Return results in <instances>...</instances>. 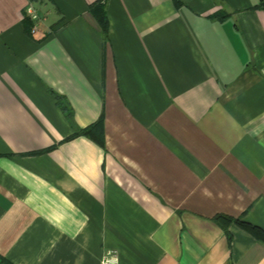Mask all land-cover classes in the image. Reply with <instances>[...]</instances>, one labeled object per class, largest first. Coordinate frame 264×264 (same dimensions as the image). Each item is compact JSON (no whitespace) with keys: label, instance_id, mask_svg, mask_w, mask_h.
I'll list each match as a JSON object with an SVG mask.
<instances>
[{"label":"crops","instance_id":"0c3cea01","mask_svg":"<svg viewBox=\"0 0 264 264\" xmlns=\"http://www.w3.org/2000/svg\"><path fill=\"white\" fill-rule=\"evenodd\" d=\"M98 1L0 0V256L264 264V0Z\"/></svg>","mask_w":264,"mask_h":264},{"label":"trees","instance_id":"16d2710c","mask_svg":"<svg viewBox=\"0 0 264 264\" xmlns=\"http://www.w3.org/2000/svg\"><path fill=\"white\" fill-rule=\"evenodd\" d=\"M258 6H262L264 7V2L263 4L261 3ZM91 9V13L95 16V18L97 19L99 26H101V29L103 31L104 34V38L108 37V31H109V21H108V16H107V11H106V5L104 4L103 1H98L93 3L90 6ZM24 26L25 29L27 31H30L31 27H33V21L32 19L28 16L26 17V19L24 20ZM60 98V96H58ZM102 120L103 118H101L95 126L99 125L100 127L102 126ZM92 127H88L86 129H82L83 134H90ZM214 219L216 220L217 223H219L220 225H223L224 227H227L230 223L232 222H237L241 225V227H244L246 230L250 231L252 234H254L256 237H258V240H262L264 241V230L260 227H257L253 224H250L248 222L242 221L240 219H235L232 216H228V215H223V214H219L216 215L214 217ZM0 264H11L10 262H8L5 258H2L0 256Z\"/></svg>","mask_w":264,"mask_h":264},{"label":"built area","instance_id":"2783aa9c","mask_svg":"<svg viewBox=\"0 0 264 264\" xmlns=\"http://www.w3.org/2000/svg\"><path fill=\"white\" fill-rule=\"evenodd\" d=\"M29 16L32 20H35L38 18L37 12L33 7L28 8ZM32 32L36 33V28H32ZM119 252L116 249H110L106 252L104 257L102 258V264H120Z\"/></svg>","mask_w":264,"mask_h":264}]
</instances>
